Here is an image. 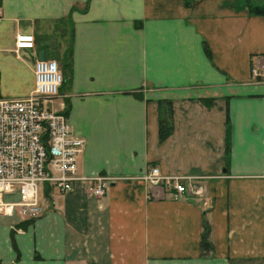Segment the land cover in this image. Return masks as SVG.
Returning a JSON list of instances; mask_svg holds the SVG:
<instances>
[{"label":"crops","instance_id":"1","mask_svg":"<svg viewBox=\"0 0 264 264\" xmlns=\"http://www.w3.org/2000/svg\"><path fill=\"white\" fill-rule=\"evenodd\" d=\"M263 4L0 0V96H27L34 62L55 59L49 103L83 137L78 174L117 177L102 197L44 182L42 214H0V264H264V13L249 10ZM153 167L203 194L137 179Z\"/></svg>","mask_w":264,"mask_h":264},{"label":"built area","instance_id":"2","mask_svg":"<svg viewBox=\"0 0 264 264\" xmlns=\"http://www.w3.org/2000/svg\"><path fill=\"white\" fill-rule=\"evenodd\" d=\"M31 44V35H16L15 47ZM33 72L34 87L27 96H0V214L17 213L24 219L43 213L39 193L44 182L67 193L75 182L84 181L90 196L102 197L117 179L78 174L76 158L83 137L70 129L64 112L49 103L59 94L63 81L58 63L53 58L37 59ZM252 73L259 75L257 68ZM137 179L172 187L176 193L203 194L201 185L189 182L191 177L160 175L155 167ZM13 196L16 199L10 198Z\"/></svg>","mask_w":264,"mask_h":264},{"label":"trees","instance_id":"3","mask_svg":"<svg viewBox=\"0 0 264 264\" xmlns=\"http://www.w3.org/2000/svg\"><path fill=\"white\" fill-rule=\"evenodd\" d=\"M249 10L253 13H264V4L262 6H250ZM172 129V107L169 99L161 98L158 100V137L162 141ZM228 148V141L226 142ZM209 225L203 224L201 232V247L209 249L211 247L209 240Z\"/></svg>","mask_w":264,"mask_h":264},{"label":"rangeland","instance_id":"4","mask_svg":"<svg viewBox=\"0 0 264 264\" xmlns=\"http://www.w3.org/2000/svg\"><path fill=\"white\" fill-rule=\"evenodd\" d=\"M39 196L43 198V192L42 191L39 193Z\"/></svg>","mask_w":264,"mask_h":264},{"label":"water","instance_id":"5","mask_svg":"<svg viewBox=\"0 0 264 264\" xmlns=\"http://www.w3.org/2000/svg\"><path fill=\"white\" fill-rule=\"evenodd\" d=\"M38 59H43V57H42V56H40Z\"/></svg>","mask_w":264,"mask_h":264}]
</instances>
